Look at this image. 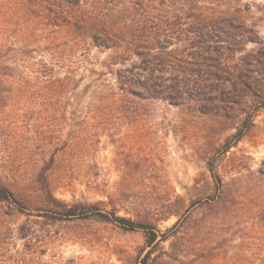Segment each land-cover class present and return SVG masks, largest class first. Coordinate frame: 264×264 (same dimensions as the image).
Here are the masks:
<instances>
[{
  "label": "rangeland",
  "instance_id": "1",
  "mask_svg": "<svg viewBox=\"0 0 264 264\" xmlns=\"http://www.w3.org/2000/svg\"><path fill=\"white\" fill-rule=\"evenodd\" d=\"M131 1L243 26L253 39L225 52L250 62L255 94L208 114L124 100L112 74L124 66L72 25L63 0H0V179L22 204H0V264H142L150 250L153 264H264V108L253 111L264 96V0ZM42 173L57 200L149 224L160 241L98 217H51Z\"/></svg>",
  "mask_w": 264,
  "mask_h": 264
},
{
  "label": "trees",
  "instance_id": "2",
  "mask_svg": "<svg viewBox=\"0 0 264 264\" xmlns=\"http://www.w3.org/2000/svg\"><path fill=\"white\" fill-rule=\"evenodd\" d=\"M123 1L63 0L71 11L72 25L84 30L95 48L113 51L114 59L124 66L112 72L116 81L114 90L117 87L124 100L131 97L161 99L176 106L196 103L200 112L208 114L217 112L219 105L226 110L239 104L248 93L255 94L251 83L255 72L248 69L250 62L241 58L239 62L231 63L225 52L236 53L241 44L253 39L240 33L246 31L243 26L221 25L210 16L187 13L178 6L170 13L158 9L152 2L147 7L137 3L134 6L131 0ZM119 5L124 7L119 8ZM172 6H175L174 1ZM255 61L259 62L258 57ZM128 62L132 63L127 65ZM262 108L264 96L259 97L253 111ZM254 112L248 114L233 136V144H226L224 152L245 136L252 125ZM214 179L218 187L211 199L217 202L221 195V180L219 182L215 176ZM41 183L48 202L56 207L55 211L48 212L51 217L61 220L98 217L125 229H142L150 246L160 241L159 232L149 224L102 212L96 205H69L57 200L45 173L41 174ZM2 203L15 204L22 209L21 202L0 179ZM181 222L182 216H179L174 227ZM166 240L163 234L161 241ZM153 253L148 251L142 264H153Z\"/></svg>",
  "mask_w": 264,
  "mask_h": 264
}]
</instances>
